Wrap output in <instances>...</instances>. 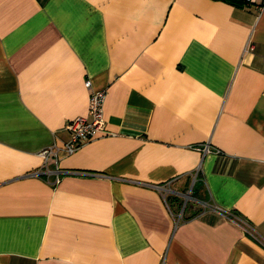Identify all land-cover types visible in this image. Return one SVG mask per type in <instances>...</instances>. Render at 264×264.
Returning a JSON list of instances; mask_svg holds the SVG:
<instances>
[{"label":"crops","instance_id":"0c3cea01","mask_svg":"<svg viewBox=\"0 0 264 264\" xmlns=\"http://www.w3.org/2000/svg\"><path fill=\"white\" fill-rule=\"evenodd\" d=\"M0 264H264V8L0 0Z\"/></svg>","mask_w":264,"mask_h":264},{"label":"built area","instance_id":"2783aa9c","mask_svg":"<svg viewBox=\"0 0 264 264\" xmlns=\"http://www.w3.org/2000/svg\"><path fill=\"white\" fill-rule=\"evenodd\" d=\"M251 5H255L258 9L264 8V0H248ZM87 88H90V96L88 101L86 115H79L66 123V128L70 131V138L62 147L48 146L43 148L39 154L46 162L50 157H54L55 161L62 155L74 153L80 146L97 137L99 134L107 133L106 122L103 113V104L106 91L103 89H91L89 80L84 82ZM209 145L203 144V152L208 151ZM59 169H56L55 182H59Z\"/></svg>","mask_w":264,"mask_h":264},{"label":"trees","instance_id":"16d2710c","mask_svg":"<svg viewBox=\"0 0 264 264\" xmlns=\"http://www.w3.org/2000/svg\"><path fill=\"white\" fill-rule=\"evenodd\" d=\"M225 1L231 5H234L236 7H244L247 5H251V3L248 0H222Z\"/></svg>","mask_w":264,"mask_h":264}]
</instances>
